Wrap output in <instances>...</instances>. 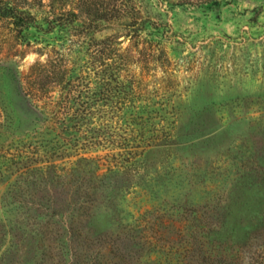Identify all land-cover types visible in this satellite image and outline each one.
Segmentation results:
<instances>
[{
    "label": "rangeland",
    "instance_id": "1",
    "mask_svg": "<svg viewBox=\"0 0 264 264\" xmlns=\"http://www.w3.org/2000/svg\"><path fill=\"white\" fill-rule=\"evenodd\" d=\"M90 1L101 8L113 3L117 15L93 35L96 40L136 44L128 28L132 18L141 23L151 17L162 27L140 48L145 62L150 49H159L160 62L146 67L145 75L150 89L166 88L173 125L171 136L132 166L141 186L121 203L127 230L136 241H178L179 221L203 213L217 194L229 228L223 239L235 247L253 223L243 257L251 262L254 247L257 264H264V0ZM32 13L44 29L54 17L49 7ZM38 30L0 20V199L8 189H32L27 174L43 165L45 137L33 131L41 127L37 111L15 86L16 79L25 86L31 66L46 59L37 51L55 38ZM35 179L36 189L48 181L39 172ZM0 218H6L1 209ZM93 221L98 233L117 231L103 210ZM33 246L1 239L0 264H30L37 255Z\"/></svg>",
    "mask_w": 264,
    "mask_h": 264
},
{
    "label": "trees",
    "instance_id": "2",
    "mask_svg": "<svg viewBox=\"0 0 264 264\" xmlns=\"http://www.w3.org/2000/svg\"><path fill=\"white\" fill-rule=\"evenodd\" d=\"M36 7L54 12L45 29L36 23ZM114 10L113 3L101 8L90 0H0V20L55 36L37 51L46 59L31 66L25 86L15 81L37 111L41 127L33 131L45 137L43 165L27 174L32 189H8L1 196L6 218H0V240L34 242L30 264H257L254 247L251 262L243 257L253 223L235 247L223 239L229 228L217 194L203 213L179 221L178 241H136L127 230L121 203L141 186L132 166L171 136L173 122L166 88L150 89L145 75L146 67L160 62L159 49H150L145 62L140 48L162 27L151 17L141 23L132 18L128 28L137 43L127 47L112 37L93 38L117 17ZM37 172L48 178L43 189H36ZM100 210L111 216L116 232L93 227Z\"/></svg>",
    "mask_w": 264,
    "mask_h": 264
}]
</instances>
